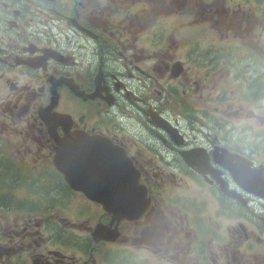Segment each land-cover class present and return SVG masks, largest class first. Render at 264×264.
Instances as JSON below:
<instances>
[{"label": "rangeland", "instance_id": "1", "mask_svg": "<svg viewBox=\"0 0 264 264\" xmlns=\"http://www.w3.org/2000/svg\"><path fill=\"white\" fill-rule=\"evenodd\" d=\"M10 1H12V7L6 8L4 3L9 1L0 0V18L12 20L13 18H10L7 12L16 10H26L27 18L32 16L26 7L29 0ZM92 3L93 0H87L86 7H90ZM146 7L140 34L136 35L132 33V26L137 16ZM260 7H263V14ZM122 12L128 16V22L121 29L132 35V48L137 51H126V54L147 56V58L144 57L145 59L140 58L136 66L144 70L159 69L160 59L154 61L151 59L154 50L162 48L160 42L163 39L159 36L162 31L174 37L178 46L175 52L178 58L181 57L186 62L187 68L184 70L180 63L173 61L181 70L171 79L165 78L168 81L164 84L165 86L169 84V88L161 85L159 80L152 79L157 85V95L161 87L170 91L169 95L166 94L165 99L156 106L163 110L167 119L174 124L178 123L184 134L182 144L188 145L196 139H206V136L214 130H227L231 138L238 139L241 145L257 148L264 155V2L259 0H141L139 3L135 1L132 4L130 0L126 2ZM186 15L193 23L183 21ZM80 16V21H85L87 26H91L90 19L85 13ZM51 17L53 20L44 16L43 24H37L28 19L21 21L25 27V31H19L24 35L21 40L24 47L29 48V42L39 43L40 46L51 45L56 49L68 43V48L72 52L85 47L89 49L96 47L83 35L75 34L69 24L66 27L63 21ZM11 22L14 21L5 24L6 31L10 35L7 36L6 32H1L0 38L10 47L16 48L18 34L11 29L9 24ZM92 22L95 29L104 35L103 40L113 45L114 39L117 40L114 35L116 29L113 28L115 23H111L110 29L103 12L94 16ZM163 22L170 24H163ZM176 22H179V25H175ZM143 27L151 32V37L149 36L147 40L143 39V34L146 32L142 29ZM192 42L195 46H192ZM20 49L23 50L22 47ZM211 51L219 61L205 57ZM247 51L259 53V58L252 59L245 54ZM30 70L34 72L33 68ZM189 70L190 75L187 74ZM104 73L112 76V73L106 69ZM25 77L28 86L33 88V83H38L39 88L43 89L45 86L49 93L48 85L45 84L46 77L42 74L34 79L27 75ZM195 81L199 86L190 91V86H195ZM213 87H217L214 93H212ZM137 88L140 96L151 95L144 82L138 81ZM224 88L225 94H223ZM2 90L3 88L0 87V91ZM49 96L54 97L51 93ZM218 99L223 101L219 102ZM54 101L59 104L57 108L50 111L52 115H69L73 120L80 122L84 128H101L112 136L118 133L126 138L135 136L137 133H145V131L150 134L149 127H145L138 113L132 112L130 103L127 104L126 110L120 107V111L114 110L107 115L106 113L97 114L94 109L79 101L64 102L62 105L59 94L55 96ZM76 106H79V110ZM29 112L30 110L27 113L24 107L19 110L22 115L18 124L25 125L28 122ZM155 118L161 121L159 117L155 116ZM151 119L153 124L158 126L155 120ZM122 127L125 128V132L118 130ZM37 133V130H28L29 137H24L14 130H9V127H6L4 131L0 126V264H34L35 260L37 264L45 262L67 264L72 258L87 259L90 257L88 248L94 246L91 230L103 211L97 205L87 202L86 198L70 192V188L64 181L60 186L62 195L50 197L46 194L45 188L49 194L57 187L48 177L49 172L60 177L54 170L53 145ZM29 139H33L32 145L26 144ZM136 139L141 140V137L137 135ZM145 141V145L150 147L151 138L146 136ZM128 148L133 151L134 158L147 174L146 184L154 186L152 199L155 202L156 213L151 216L150 224L159 225L163 223L162 208L172 207L171 202L179 194V186H163L159 181L160 175L148 174V170L154 171L155 167L170 170V166L175 165L174 160L180 161L179 156L177 153L170 154L161 163L158 154L150 152L141 144L137 148L132 146ZM242 150L244 154H248L243 147ZM243 159L246 163L247 160ZM262 162L264 163V158ZM8 180L10 182H7ZM26 199L31 200L30 203H27ZM20 200L24 202L18 205ZM43 201H47L52 206L44 205ZM251 205L246 217L248 230H255L252 224L260 225L257 231L261 233V244L251 245L250 241L248 247L240 242L230 252V257L235 254L245 258L249 264H256L255 258H258V262L264 259V234H262L264 203L255 202ZM143 214L144 212H141V215ZM104 222H109L107 215L104 216ZM132 224L131 222L121 224V229L125 230L123 238L128 241L124 242L121 239L118 246L123 252H114L130 254L128 249L132 250ZM23 225L30 227L24 228ZM137 226H144V224ZM49 234L55 235L52 240ZM86 236L90 239L86 240ZM175 241L184 246L191 242L182 235L177 236ZM168 242V238L162 237L161 243ZM100 246L106 249L112 244L103 242ZM85 251H88L87 254ZM135 251L145 257L143 249H135ZM252 251L255 253L252 254ZM119 253L115 256L124 264H132V261H135L134 256ZM217 253L223 259L225 258V254L220 250H217ZM151 260V264H180V261L172 256ZM115 264L120 263L116 260Z\"/></svg>", "mask_w": 264, "mask_h": 264}, {"label": "flooded vegetation", "instance_id": "2", "mask_svg": "<svg viewBox=\"0 0 264 264\" xmlns=\"http://www.w3.org/2000/svg\"><path fill=\"white\" fill-rule=\"evenodd\" d=\"M8 1V3L2 2L5 4L6 8L12 7V1ZM128 1L130 0H93L92 5L86 7L87 0H82L80 8L75 7L74 13L79 21L77 27L81 30L79 31L75 27L76 25L71 21L66 23V27H68L69 24L71 30L75 34H79L83 30V27V35H87L91 32L95 28L92 19L100 12H103L104 19L110 29L111 23L114 20L120 22L118 26H113V28L116 29L115 32L113 31L114 35L118 41L119 38L123 36L127 42V44H119V48L115 49L104 43V41H101L100 37H97L98 47L90 52L86 50V54L81 55L82 60L79 64H76L74 60L75 55L68 54L65 48L53 49L51 45L49 46L46 44L40 46L39 43L36 42H29V48L24 47L21 42L24 35L19 32L25 31V27L21 23L22 20L28 19V21L37 24H43L44 21L42 19L44 16L48 17L50 20H53L51 16L61 21L65 20L67 15L72 13L73 2L71 0H54L53 2L29 0L27 1L26 7L30 10L31 17L27 18L25 16L26 10H16L14 12H7L8 16L13 18L12 20L0 18V33L6 32V35L9 36L10 34L6 31L5 24L9 21H14L9 24L11 29L18 34V47L16 48L10 47L0 38V87L3 88V90L0 91V126L4 131L6 127H9V130H14L24 137H29L28 130H37L38 135L40 134L44 138H47V141L50 142L56 139V133L51 130L54 128L55 122H58L57 130H60L62 129L61 123L63 121V126L76 137L87 139L95 132L105 133L106 131L101 128H84L80 122L75 119L73 120L71 116L64 117L65 115L58 116L50 113V111L57 108L59 104L54 101L57 94H59L60 100L64 94H70L67 87L77 93L78 90L75 85L67 80L69 77L75 79L80 89L86 94L94 95V97L95 95L98 96V99L93 101V105H95L98 110L101 109L103 103L106 101H115L117 97H120V104L125 102V98H130L133 103H136V100L143 101L141 98H138L135 88L132 95L131 82L132 78L136 77L135 69L137 61L140 58L145 59L144 57L147 58V56L144 54L140 56L126 54L127 50L132 49V35L128 31L121 29V27L128 22V16L122 12V9ZM135 1L140 2L141 0H132V4ZM46 11L48 13H46ZM82 13H85L89 17L91 26H84L85 21H80V15H82ZM112 13L115 14L114 18H111ZM141 14H143V12L137 16L134 25L141 22ZM47 22H49L48 19ZM132 32L137 34L136 30H132ZM21 47L23 50L20 49ZM159 54L161 56L159 60L160 84L164 85V83L168 81L165 80V78L171 79L178 72V68L173 61L181 63L182 60L178 58L171 41L166 45L163 44V47L159 50ZM89 57L92 59H89ZM31 68L34 69V72H31ZM39 68H41V70H39ZM105 69L110 71L112 76L106 75L104 73ZM99 73H101V76H99ZM40 74L46 77L45 84L48 85L49 93H47L45 86L43 89L39 88L38 83H33V88L26 84V75L34 79ZM98 83L99 91L101 90L100 92L96 90V85L98 86ZM195 86H199L197 82ZM165 87L169 88L170 85H166ZM121 89H124V91H121ZM194 89V86L191 85L190 91ZM50 93L54 96L53 98L49 96ZM164 93L165 95H169L170 91L161 87L157 97L158 104ZM120 104H118L117 107L124 108V106ZM22 107L27 109V113L30 110L28 122L25 125L18 124L22 115L19 113V110ZM151 115L160 117L164 125L169 128L154 125ZM143 118L145 120V127H149L150 134L142 132L126 138L117 133L119 137L117 141L120 147L123 149L127 146L137 148L141 144L146 149L159 154L203 150L208 159V166L204 168L207 171L206 174L196 172L192 169L186 172L182 167V175H185V178L179 179L178 197L187 200L190 205L198 209L195 213L194 228L192 229L185 225L186 217L183 212L185 209L178 210L175 207L168 209L167 213L161 212L163 214V223L159 225L150 224L149 220L145 228L148 235L145 241L148 254L147 264H151V259L157 257L160 259L166 258L171 250L175 251L176 255L174 257L180 261V264H249L245 258L235 256V254L230 257V252H232L240 242L245 243L250 237V234L243 226L233 224V203L229 204L228 193L230 185L237 181L231 177L226 168L215 164L218 155H222V150L231 153V151H233L231 147L226 144L225 140L213 139L215 130L210 135H207L206 139H196L191 141L188 145L176 144L169 131L173 132L175 136L177 135L181 141H184V134L181 132L178 123L174 124L171 120L167 119L163 110L158 106L147 108L143 112ZM50 120L54 121L48 126V129H46ZM157 121L162 123L159 120ZM170 128H172V130ZM118 130L125 132L124 127ZM109 131H111V129H109ZM137 135L141 137V140L136 139ZM146 136L151 138L150 147L145 145ZM32 141L33 139H29L26 144L30 145ZM128 149L132 151L130 148ZM132 156L134 158L133 151ZM86 157L91 158L88 155ZM134 160L137 162L135 158ZM135 161L134 163L136 164ZM233 163L236 164L237 160L234 159ZM240 166L241 168L243 167L242 165ZM155 169L158 175H164L161 177V180L167 178L171 182L174 181V178L170 176L165 177V174L168 173L167 169L160 167H155ZM217 170L220 171L222 183L216 181L212 175V173H217ZM150 173L151 169L148 170V174ZM233 186L235 185L233 184ZM236 195L239 196V192H237ZM234 205L239 207L237 202L234 203ZM202 212L208 213V215H203ZM246 212L247 208H240L235 217L245 218ZM117 225L116 222L113 223L112 228H108L101 237H98L96 232H92L95 246L89 251L91 256L87 259L72 258L67 264H115L117 259L115 254L118 252L114 251H121V248L118 246L121 243V239L124 242L128 241L126 238H123L125 230L120 229V225L117 229ZM22 227L29 228L30 226L23 225ZM133 233H138V231H134ZM181 235L192 241H196L198 237L203 238L202 247L196 256L191 257L190 250L175 241V238ZM162 237L168 238L169 242L166 244L161 243ZM253 237L255 236L253 235ZM95 238H99L97 242H95ZM101 238L112 240L113 242ZM89 239L90 238H86V240ZM103 242L111 243L112 246H108L104 249L100 246ZM155 243L157 245H155ZM169 245H171V247H169ZM95 250L96 252L93 254ZM217 250L225 254L224 259L217 253ZM255 260L256 264L264 263V259L261 262H258V258H255ZM34 264H37V260L34 261ZM44 264L53 263L45 262Z\"/></svg>", "mask_w": 264, "mask_h": 264}, {"label": "water", "instance_id": "3", "mask_svg": "<svg viewBox=\"0 0 264 264\" xmlns=\"http://www.w3.org/2000/svg\"><path fill=\"white\" fill-rule=\"evenodd\" d=\"M87 147L76 139H70L68 144L66 139L61 141L60 149L66 152L63 158L64 165L71 168L79 159L80 163L86 166L78 171H72V176L66 178L71 186L75 189H85L91 184L97 185L104 182L111 191L116 192L120 202L123 198L122 194L129 199L126 208L121 206L124 213L118 220L122 218L132 220L133 216L139 217L140 215H136V213L147 206L146 190L139 184V173L133 168L131 161L126 158L122 150L117 148L110 149L106 152V156L97 157ZM86 154L91 159H88ZM189 157L196 165L201 164L193 156ZM187 161L193 165L188 159ZM247 173L250 178L253 177L251 171H247ZM110 196L113 202L117 203L111 194Z\"/></svg>", "mask_w": 264, "mask_h": 264}, {"label": "trees", "instance_id": "4", "mask_svg": "<svg viewBox=\"0 0 264 264\" xmlns=\"http://www.w3.org/2000/svg\"><path fill=\"white\" fill-rule=\"evenodd\" d=\"M261 1H262V3L264 2V0H261ZM213 53H214V52L211 51V53L205 55V57H206V58H207V57H211V58L215 59L216 61H219V60L217 59V56H213V55H212ZM245 54H246L247 56H250L252 59H257V58H259V55H258L259 53L254 52V51H247V52H245ZM252 83L254 84L253 81H252ZM218 101L221 102V101H223V100H222V99H218Z\"/></svg>", "mask_w": 264, "mask_h": 264}, {"label": "bare ground", "instance_id": "5", "mask_svg": "<svg viewBox=\"0 0 264 264\" xmlns=\"http://www.w3.org/2000/svg\"><path fill=\"white\" fill-rule=\"evenodd\" d=\"M88 158V157H87ZM88 159H91V158H88ZM146 209H147V207H146Z\"/></svg>", "mask_w": 264, "mask_h": 264}]
</instances>
